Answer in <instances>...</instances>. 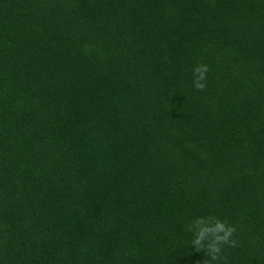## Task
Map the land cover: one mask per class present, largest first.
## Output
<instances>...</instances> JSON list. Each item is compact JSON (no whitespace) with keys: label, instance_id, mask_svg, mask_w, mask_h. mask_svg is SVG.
I'll use <instances>...</instances> for the list:
<instances>
[{"label":"trees","instance_id":"1","mask_svg":"<svg viewBox=\"0 0 264 264\" xmlns=\"http://www.w3.org/2000/svg\"><path fill=\"white\" fill-rule=\"evenodd\" d=\"M198 216L264 264V0H0V264H208Z\"/></svg>","mask_w":264,"mask_h":264},{"label":"clouds","instance_id":"2","mask_svg":"<svg viewBox=\"0 0 264 264\" xmlns=\"http://www.w3.org/2000/svg\"><path fill=\"white\" fill-rule=\"evenodd\" d=\"M208 70L206 64H198L194 68L196 73L195 87L204 88L205 73ZM187 230L191 233L190 244L197 251H203L208 259V264H220L224 261L227 264L226 257L223 255L225 245L235 247L237 240L234 238L235 228L225 220L216 219L214 216L195 217Z\"/></svg>","mask_w":264,"mask_h":264}]
</instances>
